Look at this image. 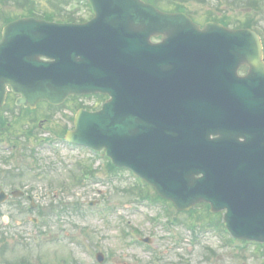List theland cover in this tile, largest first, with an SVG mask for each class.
<instances>
[{"label":"water","instance_id":"water-1","mask_svg":"<svg viewBox=\"0 0 264 264\" xmlns=\"http://www.w3.org/2000/svg\"><path fill=\"white\" fill-rule=\"evenodd\" d=\"M91 2L96 17L88 24L24 19L6 28L0 107L7 85L23 95L18 104L31 107L74 93L110 94L104 111L83 113L68 139L106 147L181 210L203 201L213 212L227 209L234 236L264 242V139L240 143L248 134L234 127L252 128L264 117L258 35L214 24L201 29L142 0ZM153 36L162 43L153 44ZM244 64L250 73L241 78ZM119 140L133 151L119 148Z\"/></svg>","mask_w":264,"mask_h":264},{"label":"rangeland","instance_id":"rangeland-1","mask_svg":"<svg viewBox=\"0 0 264 264\" xmlns=\"http://www.w3.org/2000/svg\"><path fill=\"white\" fill-rule=\"evenodd\" d=\"M243 1L250 5L243 6ZM252 1L185 3L201 24L209 16H228L239 21L262 19L264 25V15L255 13L259 8ZM75 4L0 0V27L4 16H18L24 6L60 17L74 11L88 18L87 7ZM98 101L96 97L76 100L89 106ZM76 102L60 108L43 105L37 115L13 104L4 112L7 129L0 130V189L28 191L38 209L30 211L25 199H11L0 210V264L21 259L31 264H99L95 260L98 253L106 256L102 264H264V249L227 242L228 236L213 227L205 208H197L192 218L173 208L169 213L166 204L141 199L138 183L128 172L110 173L102 155L67 146L57 133L71 127ZM51 132H55L52 141H43L51 138ZM80 163L89 166L90 172L96 170L94 178L77 181L81 179ZM91 202L96 205L91 207ZM32 218L37 219L35 224ZM171 219L178 221L170 225ZM192 223L195 233L189 227ZM141 238H150L151 244L140 242Z\"/></svg>","mask_w":264,"mask_h":264},{"label":"trees","instance_id":"trees-1","mask_svg":"<svg viewBox=\"0 0 264 264\" xmlns=\"http://www.w3.org/2000/svg\"><path fill=\"white\" fill-rule=\"evenodd\" d=\"M175 9H176V10H182V9H184V7L181 6V5H179V4H177V5L175 6ZM244 26L251 27V26H252V23H251L250 21H247V22L244 24Z\"/></svg>","mask_w":264,"mask_h":264}]
</instances>
